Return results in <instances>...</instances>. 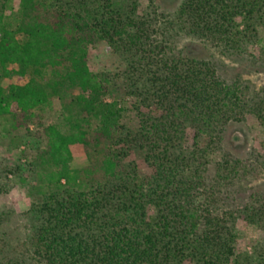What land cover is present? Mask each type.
I'll return each mask as SVG.
<instances>
[{"label":"trees","instance_id":"16d2710c","mask_svg":"<svg viewBox=\"0 0 264 264\" xmlns=\"http://www.w3.org/2000/svg\"><path fill=\"white\" fill-rule=\"evenodd\" d=\"M184 37L226 52L264 40V0H182L171 18L154 0H0V120L10 142L39 127L30 233L2 242L0 264H264V186L241 204L233 187L263 173L264 87ZM248 114L262 153H224L209 176ZM239 219L262 230L252 253L235 251Z\"/></svg>","mask_w":264,"mask_h":264},{"label":"rangeland","instance_id":"374dc122","mask_svg":"<svg viewBox=\"0 0 264 264\" xmlns=\"http://www.w3.org/2000/svg\"><path fill=\"white\" fill-rule=\"evenodd\" d=\"M157 11L166 14L168 18L174 17L182 0H154ZM165 18V17H164ZM163 19V18H162ZM165 20V19H164ZM178 49L199 58L211 59L220 66V72L228 80L232 75L240 73V77L255 88L264 87V40L260 38L254 42L250 41L242 46L241 50L224 51L216 48L210 43L195 38L184 37L176 45ZM251 86V87H252ZM132 113L128 112L123 122L130 121ZM53 118L47 112L43 113L41 123L47 124ZM10 118L0 120V247L6 243L13 248L23 243L30 233V223L27 211L31 201L36 196H31L32 179L26 165L31 163L36 155L34 137L39 134V127L35 123L29 124L31 136L26 139L17 137L10 142ZM23 133L22 131L20 132ZM192 133L187 136V143H191ZM259 129L255 127V118L248 114L245 121L233 122L226 130L221 150L210 156L208 174L214 177L216 161H219L224 153L245 159L255 148L262 153L259 143ZM254 149V150H255ZM76 157L74 166H80L79 160L84 154L75 149ZM133 156L130 157L132 159ZM138 164L142 161L138 160ZM21 164L20 171L16 173H5L3 167H15ZM143 169V166H141ZM264 186V169L260 176H251L236 182L233 187L239 189L241 198L239 204L245 202L251 190ZM232 188V186H231ZM237 241L235 251L239 253H252L256 242L262 239V230L247 224L242 219L237 223ZM3 242V243H2ZM3 249V248H2ZM0 254H3L0 248Z\"/></svg>","mask_w":264,"mask_h":264}]
</instances>
